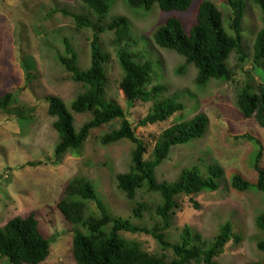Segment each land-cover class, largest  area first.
I'll return each instance as SVG.
<instances>
[{
	"label": "rangeland",
	"instance_id": "rangeland-1",
	"mask_svg": "<svg viewBox=\"0 0 264 264\" xmlns=\"http://www.w3.org/2000/svg\"><path fill=\"white\" fill-rule=\"evenodd\" d=\"M202 1L196 0L190 12L184 14L163 13L158 6L149 12L132 10L124 0L112 2L110 13L102 19L101 25L115 18H126L131 41L115 46L116 31L100 35L104 51L110 57L107 98L127 112L137 135L146 142L150 152L155 139L166 129L200 114L207 116L206 136L186 146L174 147L169 159L157 170V180L175 182L183 169L207 162L221 165L227 182L217 192L177 198L179 207L168 234L176 237L179 230L190 226L204 239H213L223 225L231 223L239 241L233 238L216 261L219 264H264V251L259 248L264 233L256 226L258 215L264 212V196L259 191L239 192L230 185L236 175L258 183L259 154V167L264 169V128L255 118L245 119L237 106L243 87L251 85L258 91L259 86L264 85V73L258 71L254 59V42L263 28L261 11L244 0L247 7L243 41L247 58L241 62L239 54L231 55L228 64L234 72L232 81L212 80L206 88H198L197 69L191 66L179 75L177 71L184 64V58L174 51L160 49L154 40L156 31L171 17L180 19L189 32L196 23V7ZM208 1L218 7L229 29L230 1L236 0ZM75 15H84L96 25L100 19L80 0H0V96L14 93L17 106L23 108L18 117L0 112V227L15 217L35 212L43 234L52 241L50 256L41 264H77L72 251L73 227L57 209L68 182L76 178L90 180L99 198L116 215L129 218L133 208L118 189L117 176L129 171L135 144L128 140L109 146L101 143L102 137L120 128V121L93 130L80 152H70L59 165L54 164L60 136L53 128L54 118L49 114L47 98L56 96L64 101L74 116L77 131L93 119L92 113L77 114L71 110L72 103L84 93L85 87L58 61L60 56L67 55L65 41L68 40L79 58L81 70L90 67L91 44L96 31L94 26L79 28ZM121 47L153 64L154 83L166 86L168 95H178L184 111L166 122L148 127L139 125L148 116L152 104L131 106L126 101L120 87L124 76L118 59ZM149 157L150 154L146 156ZM136 201L155 209L161 198L144 189ZM89 208L99 213L95 203H89ZM150 217L147 213L152 226L154 221ZM125 237L141 243L149 253L173 257V251L163 250L152 236L125 234ZM0 264L10 263L4 259Z\"/></svg>",
	"mask_w": 264,
	"mask_h": 264
},
{
	"label": "trees",
	"instance_id": "trees-1",
	"mask_svg": "<svg viewBox=\"0 0 264 264\" xmlns=\"http://www.w3.org/2000/svg\"><path fill=\"white\" fill-rule=\"evenodd\" d=\"M80 1L100 18L96 25L84 15L74 16L79 28L94 26L96 31L91 44L90 67L81 70L79 58L68 40L65 41L67 55L60 56L58 61L73 75L76 82L85 87L84 93L72 103L71 110L77 114L92 113L93 119L77 131L74 116L64 101L56 96L47 98L49 114L54 118L53 128L60 136L54 164L59 165L70 152H80L93 130L116 121H120V128L102 137L101 143L109 146L128 140L135 144V149L129 171L117 176L118 189L133 205L129 218L116 215L109 209L99 198L94 184L86 178H76L64 186L57 209L73 227L72 251L76 263L219 264L216 259L227 244L233 238L239 241L231 223L223 225L213 239H204L190 226L179 230L176 237L168 234V231L173 226L175 210L179 207L177 198L219 191L227 182L224 168L217 163L201 162V165L183 169L175 182H159L156 176L157 170L169 159L174 147L186 146L206 136L209 119L200 114L173 125L155 139L150 152L146 142L137 135L127 112L114 100L107 98V63L110 57L104 51L100 35L106 31H116L117 38L113 43L122 46L124 41H131L127 32L129 23L126 18L119 17L101 25L115 0ZM124 1L132 10L149 12L158 6L163 13L184 14L190 12L196 0ZM249 1L260 9L262 15L263 28L254 42V59L258 71L264 73V0ZM230 5L232 18L228 23L229 29L218 7L204 0L196 7V23L189 32L180 19L171 17L154 35L155 44L160 49L174 51L184 58V64L177 71L179 75H183L191 66L197 69L195 83L198 88H206L212 80L232 81L234 72L228 64L231 55L239 54L241 62L247 58L243 41L247 1H230ZM119 49L118 59L124 72L120 87L126 101L131 106L137 103L152 104L148 116L139 122L141 127L166 122L184 111L178 95H168L166 86L154 83L151 62L139 54H131L123 47ZM17 103L14 93L0 96V112L20 116L19 112L23 108L18 107ZM237 106L245 119L255 118L264 128V85L259 86L258 91L251 85L243 87L238 94ZM247 138L253 140L250 136ZM260 156L257 157L256 167L258 183L253 184L236 175L230 182L233 189L239 192L259 191L264 196V169L259 167ZM144 189L160 196L161 203L155 209L136 201L139 192ZM89 203H95L99 213H93ZM147 213L151 214L150 219L154 221L152 226L148 223ZM256 226L264 233V212L258 215ZM125 234L152 236L163 250H172L173 257L149 253L141 243L127 239ZM51 245L52 241L43 234L35 212L15 217L0 227V261L8 259L10 264H41L49 258ZM259 248L264 251V241L259 244Z\"/></svg>",
	"mask_w": 264,
	"mask_h": 264
}]
</instances>
